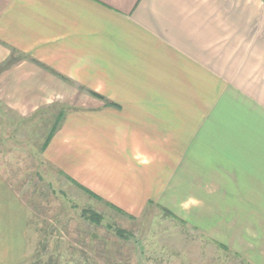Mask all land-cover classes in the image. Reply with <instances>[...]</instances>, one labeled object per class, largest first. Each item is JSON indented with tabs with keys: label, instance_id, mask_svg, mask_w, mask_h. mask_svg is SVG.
Returning <instances> with one entry per match:
<instances>
[{
	"label": "crops",
	"instance_id": "0c3cea01",
	"mask_svg": "<svg viewBox=\"0 0 264 264\" xmlns=\"http://www.w3.org/2000/svg\"><path fill=\"white\" fill-rule=\"evenodd\" d=\"M0 115L60 116L41 162L126 216L151 201L134 173L173 174L264 264V0H0ZM21 151L0 143V264H51Z\"/></svg>",
	"mask_w": 264,
	"mask_h": 264
},
{
	"label": "rangeland",
	"instance_id": "374dc122",
	"mask_svg": "<svg viewBox=\"0 0 264 264\" xmlns=\"http://www.w3.org/2000/svg\"><path fill=\"white\" fill-rule=\"evenodd\" d=\"M44 121L41 116L24 125L0 120V143L22 150L17 185L28 195L30 177L42 179V194L50 201L36 220L31 213L32 260L45 253L51 264H250L237 254V238L225 237L222 222L207 220L211 209L186 196L193 190L175 188L173 174L151 173L148 183L142 173H134L142 175L151 201L130 216L67 187V181L57 171L51 174L39 158L52 125ZM94 213L99 224L88 220Z\"/></svg>",
	"mask_w": 264,
	"mask_h": 264
},
{
	"label": "trees",
	"instance_id": "16d2710c",
	"mask_svg": "<svg viewBox=\"0 0 264 264\" xmlns=\"http://www.w3.org/2000/svg\"><path fill=\"white\" fill-rule=\"evenodd\" d=\"M59 118H60V116H58L57 117V119H56V122L54 123V125H53V127H52V129H51V131L48 133V135H47V137H46V139H45V141H44V144H43V146H42V149L43 148H45L46 146H47V144L49 143V141H50V138H51V136H52V133L54 132V130L56 129V127H57V124H58V121H59ZM83 191H85L87 194H89V195H91L92 197H94L95 199H97V200H101L98 196H96L95 194H93L92 192H90L89 190H87L86 188H84V187H82V186H80V185H78ZM109 206L110 207H112L113 209H115L117 212H119V213H123L120 209H118V208H116V207H114V206H112V205H110L109 204ZM100 219V217L97 215V214H92V215H90V216H88V220H90L91 222H94V223H96V224H99V220ZM116 234H118L119 236H122V232L120 231V230H116Z\"/></svg>",
	"mask_w": 264,
	"mask_h": 264
}]
</instances>
